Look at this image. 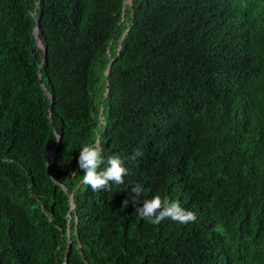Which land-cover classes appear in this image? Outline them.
I'll list each match as a JSON object with an SVG mask.
<instances>
[{"label": "trees", "instance_id": "trees-1", "mask_svg": "<svg viewBox=\"0 0 264 264\" xmlns=\"http://www.w3.org/2000/svg\"><path fill=\"white\" fill-rule=\"evenodd\" d=\"M126 1L0 0V264H264V0ZM97 139L129 173L93 192Z\"/></svg>", "mask_w": 264, "mask_h": 264}, {"label": "clouds", "instance_id": "clouds-1", "mask_svg": "<svg viewBox=\"0 0 264 264\" xmlns=\"http://www.w3.org/2000/svg\"><path fill=\"white\" fill-rule=\"evenodd\" d=\"M129 1L130 0H127L125 5ZM37 28L39 30V25H37L36 27V33L38 31ZM36 39H37V35H36ZM38 44L39 46H42L40 42V33H39ZM113 62L114 60L110 61L109 65L111 64L112 66ZM109 71L108 72L106 71L108 75H109ZM43 88L44 90L45 88L47 89V87L44 84H43ZM47 92H48L47 94H49L48 96L52 98L48 89ZM53 102L54 99L52 98V103ZM51 114H52V108H50L49 117H51ZM55 131L56 133H58L57 130ZM55 139L61 140V136L57 135ZM102 152L103 149L99 139L95 140L91 144L83 145L79 152L78 165L79 168L82 169L84 173L82 176L81 183L83 185L90 186L93 192H99L101 190H109L111 189L113 184H117V185L123 184L124 177L127 176L129 173V169L125 166V161L121 159L119 156L109 157L106 161V167L101 168V165L105 164V160L103 158ZM142 155L143 152L137 149V151L133 154L132 159L135 160L137 157H140ZM64 189L67 191L66 188ZM144 191L145 189L140 184H136L135 186L132 187L131 193L134 194L132 196L133 204H136L141 200ZM128 203L129 201L125 200L123 202L124 207H127ZM136 212L139 213V216L142 219L148 221L153 225H159L162 221H165L167 219H171L172 221L178 222L180 224L193 223L197 220V215L195 212L183 208L178 201L170 200V198L167 196L161 197L159 195H156L151 199H144L142 206L138 207L136 209ZM70 233H71V229H70ZM63 264H66V262H64Z\"/></svg>", "mask_w": 264, "mask_h": 264}, {"label": "water", "instance_id": "water-1", "mask_svg": "<svg viewBox=\"0 0 264 264\" xmlns=\"http://www.w3.org/2000/svg\"><path fill=\"white\" fill-rule=\"evenodd\" d=\"M37 30H38V28H37ZM36 35H37V40H39V30L37 31ZM46 50H47V49L45 48V51H46ZM110 67H111V64L109 65V68H108L107 72L109 71ZM39 76H40V79H41V76H42V70H41V69H40V72H39ZM45 91H46V93H48L46 88H45ZM48 95H49V94H48ZM60 143H61V140L59 139V140H58L57 148L59 147ZM57 148L48 151V155H47V156H48V157H47V165L49 164V161H50L51 157H52V156L54 155V153L57 151ZM70 202H71V208H70L69 214L72 212V210H73V208H74V199H73V195H72V194H70ZM68 235H69V237H70V227L68 228Z\"/></svg>", "mask_w": 264, "mask_h": 264}]
</instances>
